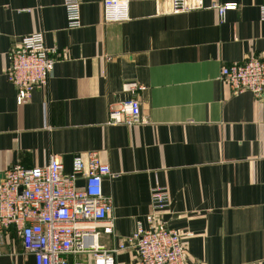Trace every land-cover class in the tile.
I'll list each match as a JSON object with an SVG mask.
<instances>
[{"label":"crops","instance_id":"obj_1","mask_svg":"<svg viewBox=\"0 0 264 264\" xmlns=\"http://www.w3.org/2000/svg\"><path fill=\"white\" fill-rule=\"evenodd\" d=\"M236 4L222 22L210 7ZM69 26L64 0H0V176L60 158L96 152L112 176V232L94 242L116 249L138 228L149 229L150 193L166 189L158 223L182 236L188 264H264V93L234 92L218 80L222 66L264 60V0H129V19L102 22V0H79ZM35 32L54 60L46 88L16 104L6 78L9 52ZM136 90L132 91L131 88ZM136 98L140 124H112L109 115ZM83 185V180L76 182ZM70 264H94L93 252ZM132 247L108 264H137ZM0 264H34L12 229L0 243Z\"/></svg>","mask_w":264,"mask_h":264},{"label":"built area","instance_id":"obj_2","mask_svg":"<svg viewBox=\"0 0 264 264\" xmlns=\"http://www.w3.org/2000/svg\"><path fill=\"white\" fill-rule=\"evenodd\" d=\"M79 0H64L69 26L79 25ZM129 0H102V22L120 23L129 19ZM222 22L227 11L236 4H210ZM174 14L188 11L187 0H170ZM264 21V3L260 6ZM5 74L14 86L16 104L30 100L35 88H46L54 60L44 45V34L35 32L22 37L9 52ZM218 80L236 93L250 91L257 99L264 93V60L251 57L241 64L222 66ZM136 90L135 87L131 88ZM141 107L136 98L122 103L109 115L112 124H140ZM112 176L107 164L96 152L76 155L69 175L63 173L59 157L52 155L48 164L32 169L15 166L0 179V243L12 229L24 249L33 254L34 264H70L71 256L93 252L94 264H108L112 254L132 247L138 255L137 264H188V251L182 236L158 223L156 215L169 207L166 189H151V213L148 230L138 228L133 236L124 238L116 249L107 250L94 242L97 229L111 233L112 198L103 193L104 177ZM82 179L83 185L77 186ZM84 264V263H75Z\"/></svg>","mask_w":264,"mask_h":264},{"label":"water","instance_id":"obj_3","mask_svg":"<svg viewBox=\"0 0 264 264\" xmlns=\"http://www.w3.org/2000/svg\"><path fill=\"white\" fill-rule=\"evenodd\" d=\"M261 97H262V96H261ZM1 178H3V175H2V176H0V179H1Z\"/></svg>","mask_w":264,"mask_h":264}]
</instances>
